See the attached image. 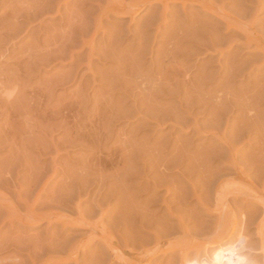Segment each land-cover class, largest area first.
<instances>
[{
  "label": "rangeland",
  "instance_id": "obj_1",
  "mask_svg": "<svg viewBox=\"0 0 264 264\" xmlns=\"http://www.w3.org/2000/svg\"><path fill=\"white\" fill-rule=\"evenodd\" d=\"M105 1L0 0V264H125L104 252L101 226L127 247L126 259L165 243L141 264H180L185 249L191 263L204 255L195 256L194 244L239 239L253 264H264L263 208L227 197L237 213L230 232L213 213L221 194L204 190L234 175L233 161L250 176L261 167L263 53L196 5L170 4L159 33L161 5L143 6L131 20L102 16ZM215 4L253 22L264 42V0ZM154 178L167 189L151 197ZM61 193L63 203H52ZM37 195L36 213L55 210L68 222L81 215L88 226L20 221Z\"/></svg>",
  "mask_w": 264,
  "mask_h": 264
},
{
  "label": "bare ground",
  "instance_id": "obj_2",
  "mask_svg": "<svg viewBox=\"0 0 264 264\" xmlns=\"http://www.w3.org/2000/svg\"><path fill=\"white\" fill-rule=\"evenodd\" d=\"M129 2H127V1H125V0H106L105 2V4H103V6L101 7V6H99L100 7V13L102 14V16H108L109 14H112V15H116V16H121V17H125V16H128V17H130L131 18V20L133 19V16L134 15H137V13L140 11V9L143 7V6H149V7H154L155 5H157V4H159V5H161L162 6V11H161V13H160V16H159V18H161V21L159 22V23H157V24H154V26H153V28L155 27V25H156V32H159L160 33V31H161V23L163 24L164 22H165V11H168L167 9H169V5L170 4H177V3H180L183 7L186 5V4H191V5H196V6H198L202 11H205V12H207L209 15H211L212 17H216V18H218L221 22H223L225 25H226V28H236L237 30H241L242 31V33L243 34H245V37H246V41H247V43L248 44H253L256 48L255 49H258V50H260V52H262L263 53V60H262V62H264V42H263V40L261 39V37L260 36H258L254 31H253V28H252V25H253V22H248V23H246V22H244V21H242L241 20V16H235V15H232L231 13H229V12H226V11H224L223 10V6H218L217 4H215V0H128ZM157 16V15H156ZM160 20V19H159ZM148 21V20H147ZM156 21V20H155ZM153 22V21H152ZM151 23V22H150ZM165 24V23H164ZM151 25H153V24H149V26L148 27H150ZM201 25V24H200ZM200 25H199V28H200ZM206 26V25H205ZM210 26V25H209ZM147 27V28H148ZM151 28V27H150ZM149 28V29H150ZM85 29V28H84ZM140 29V28H139ZM81 30V29H80ZM140 30H142V28L140 29ZM139 30V31H140ZM145 30V29H144ZM81 34V33H80ZM193 35V34H192ZM144 36V35H143ZM154 36H157V34H155ZM117 38V37H116ZM194 38V37H193ZM94 40V39H93ZM112 40H113V38H112ZM86 42V41H85ZM84 42V44H86V45H88L89 46V48L91 47V42H86L85 43ZM114 43H115V41H113ZM112 42V43H113ZM93 43V42H92ZM84 46V45H83ZM93 46V45H92ZM93 49V48H92ZM92 51V50H91ZM89 53V52H88ZM112 53V52H111ZM114 55V54H113ZM170 67V66H169ZM162 71V70H161ZM167 71V70H166ZM264 92V91H263ZM7 93V92H6ZM10 93H12V92H10ZM259 94H261V92L259 93ZM7 95V94H6ZM14 95V94H13ZM10 96V95H9ZM258 98L260 99L259 101H264V93H262V95H258ZM257 99V98H256ZM253 101V100H252ZM249 105H252L251 103L249 104ZM256 106V105H255ZM250 108V107H249ZM252 108H255V107H252ZM257 108V107H256ZM255 108V109H256ZM254 109V110H255ZM257 110V109H256ZM251 111H253V110H251ZM255 113V112H254ZM251 114H253V113H251ZM256 114V113H255ZM259 128V127H258ZM256 130V129H255ZM261 130V128H259L258 129V131H260ZM254 132V131H253ZM263 132H264V130H263ZM9 133V132H8ZM8 133H7V135H8ZM261 134V133H260ZM5 134H3V136H4ZM257 135H258V133H257ZM263 135V134H262ZM13 136V135H12ZM259 137V136H258ZM3 138V137H2ZM5 138V137H4ZM8 138V137H7ZM6 138V139H7ZM50 138V137H49ZM11 139V138H10ZM15 139V138H14ZM3 140V139H2ZM1 140V141H2ZM5 140V139H4ZM264 139H262V142L264 143V141H263ZM11 141H12V139H11ZM6 142H9V141H6ZM16 142V141H15ZM23 142V141H22ZM261 142V141H260ZM261 142V143H262ZM92 143H94V142H92ZM16 144V143H15ZM97 144H98V142H97ZM97 144H95V146L97 145ZM2 145H4L3 143H2ZM2 145H1V147H2ZM50 145V144H49ZM6 146V145H5ZM10 146V145H9ZM12 146V145H11ZM13 146H14V144H13ZM12 146V147H13ZM55 146V145H54ZM95 146H93L94 148V150H96V151H98L96 148L97 147H95ZM98 146V145H97ZM262 146V145H261ZM12 147H9V148H12ZM15 147V146H14ZM105 147V146H104ZM104 147H102V149L104 148ZM42 148V147H41ZM46 148V147H45ZM98 148H100V146L98 147ZM14 149V148H13ZM13 149H11V150H13ZM18 149H20V148H18ZM43 149H44V147H43ZM115 149V148H114ZM124 149V148H123ZM45 150V149H44ZM15 151H16V149H15ZM22 151V150H21ZM20 151V152H21ZM56 151V150H55ZM10 152V151H9ZM125 153V152H124ZM129 153V152H128ZM20 154V153H19ZM96 154V153H95ZM113 154V153H112ZM122 154V153H121ZM263 154V153H262ZM45 155V154H44ZM101 155H103V154H101ZM110 155V154H109ZM108 155V156H109ZM52 156V155H51ZM16 157V156H15ZM14 157V158H15ZM105 157H107L106 155H105ZM123 157V156H122ZM87 158V157H86ZM93 158H94V156H93ZM96 158V157H95ZM98 158V157H97ZM108 158V157H107ZM110 158V157H109ZM120 158V157H119ZM124 158H125V156H124ZM123 158V159H124ZM13 159V158H12ZM129 159V158H128ZM16 160H17V158H16ZM16 160H15V162H16ZM259 160L260 161H257L258 162V164H259V166H261V167H259V169H257L256 171H253L252 172V176H250L249 174H245L242 170H241V168H239L235 163H234V161L233 160H230V161H233L232 163H233V168H234V175H232V176H230V177H228V179H223L222 180V182H220V184L219 185H217L216 187H206L204 190H205V192L208 194V193H210L211 192V190H213L214 189V192L216 191L217 193H220L221 194V196L219 197V198H216V204L214 205L215 207H213V208H215V209H213L214 211H213V213H214V215H215V213H217V217L215 218V220L217 221L216 223H218V226L221 228L222 226H229L230 227V232H233V231H235V228H236V214L235 215H233L232 213L234 212H230L228 209H227V205H226V202H227V199L229 198V196H231V195H233L234 196V198H235V200H237V196H240V197H244V199L245 198H247L248 199V201H249V199L251 200L252 199V205L253 206H255V205H259V206H261L262 208H263V210H264V192H263V189L264 188H262L261 189V191H259V190H257V189H255L256 188V183H261V182H263L262 180H261V178L263 177V175H264V154H263V156L262 157H260L259 158ZM9 161V160H8ZM31 161V160H30ZM103 161V160H102ZM128 161V160H127ZM160 161V160H159ZM18 162V161H17ZM54 162V161H53ZM257 162L256 163H254V165L256 166V164H257ZM260 162V163H259ZM50 163V162H49ZM100 163H101V161H100ZM113 163H115V162H113ZM154 163V162H153ZM157 164H158V162H156ZM168 163V162H167ZM166 163V164H167ZM171 163V162H170ZM37 164V163H36ZM54 164V163H53ZM58 164V163H57ZM99 164V163H98ZM155 164V163H154ZM162 164V163H161ZM163 164H165V163H163ZM181 164H183V163H181ZM257 164V165H258ZM262 164V165H261ZM17 165V164H16ZM117 165V164H116ZM115 165V166H116ZM159 165V164H158ZM173 165V164H172ZM18 166V165H17ZM62 166V165H61ZM152 166V165H151ZM157 166V165H156ZM155 166V167H156ZM164 166V165H163ZM37 167V166H36ZM39 167V166H38ZM52 167V166H51ZM56 167V166H55ZM88 167H90V166H88ZM95 167V166H94ZM158 167V166H157ZM162 167V166H161ZM160 167V168H161ZM176 166H174V168H175ZM182 167V166H181ZM188 167V166H187ZM186 167V168H187ZM241 167V166H240ZM257 167V166H256ZM116 168V167H115ZM178 168V167H177ZM40 169V168H39ZM53 169H54V167H53ZM59 169V168H58ZM84 169V168H83ZM89 169V168H88ZM119 169H121V168H119ZM10 170V169H9ZM33 170H35L34 168H33ZM38 170V169H37ZM41 170H42V168H41ZM62 170V169H61ZM84 170H86V169H84ZM91 170V169H90ZM93 170V169H92ZM95 170V169H94ZM102 170H103V168H102ZM157 170V169H156ZM55 171V170H54ZM97 171V170H96ZM100 171V170H99ZM117 171H121V170H117ZM115 172V173H117L118 174V172ZM160 171V170H159ZM162 171V170H161ZM8 172V171H7ZM39 172V171H38ZM43 172H44V170H43ZM157 172V171H156ZM33 173H35V172H33ZM96 173V172H95ZM113 173V172H112ZM162 173H164V171L162 172ZM36 174V173H35ZM34 174V175H35ZM67 175H68V173H66ZM81 174V173H80ZM83 174V173H82ZM114 174V173H113ZM121 174V173H120ZM164 174H166V173H164ZM8 175V174H7ZM85 175H86V173H85ZM96 175V174H95ZM101 175V174H100ZM158 175V174H157ZM157 175L155 176V178L157 177ZM160 175V174H159ZM32 176V175H31ZM52 176H54V175H52ZM69 176V175H68ZM73 176V175H72ZM81 176V175H80ZM112 176V175H111ZM110 176V177H111ZM116 176V174H114V177ZM148 176V175H147ZM147 176L145 177H143V178H147ZM162 175H160V177H161ZM33 177V176H32ZM44 177V176H43ZM66 177V176H65ZM83 177V176H82ZM81 177V178H82ZM91 177V176H90ZM90 177H88V178H90ZM95 177V176H94ZM96 177H98V176H96ZM117 177V176H116ZM35 178V177H34ZM33 178V179H34ZM36 178H37V176H36ZM46 178V177H45ZM119 178V177H118ZM153 179L152 180V186H148V189L150 190V192H151V197L152 196H154L155 194H156V192H157V190L159 189V188H165V190L167 189V185H165V183L166 182H164V184H163V182H160V181H158L159 179ZM162 178V177H161ZM6 179V178H5ZM51 179V178H50ZM87 179V178H86ZM95 179V178H94ZM142 179V178H141ZM121 180H123L122 178H121ZM36 181V180H35ZM116 181V180H115ZM7 182V181H6ZM50 182V181H49ZM114 182V181H113ZM146 182V184L147 185H149L150 184V182L149 181H145ZM224 182V184H222L221 185V183H223ZM36 184V183H35ZM38 184V183H37ZM113 184V183H112ZM118 184H120V183H118ZM118 184H117V186H118ZM27 185H29L28 183H27ZM32 185V184H31ZM30 185V186H31ZM262 185H264V184H262ZM37 186V185H36ZM73 186V185H72ZM43 187V186H42ZM81 187V186H80ZM109 187V186H108ZM115 187V186H114ZM34 188H35V185H34ZM73 188V187H72ZM71 188V189H72ZM75 188V187H74ZM43 189V188H42ZM41 189V191L43 192V190ZM70 189V190H71ZM81 189V188H80ZM86 189V188H85ZM62 190V189H61ZM36 191V190H35ZM58 191V190H57ZM63 191H65V190H63ZM73 191V190H72ZM115 191H116V189H115ZM168 191V190H167ZM193 191H195V190H193ZM75 194H76V192L75 191H73ZM119 192V191H118ZM169 192V191H168ZM19 193V192H18ZM57 193V192H56ZM59 193V192H58ZM80 193V192H79ZM78 193V194H79ZM121 193H123L122 191H121ZM125 193V192H124ZM216 193V194H217ZM67 194V193H66ZM68 194H70L69 192H68ZM72 194V193H71ZM71 194H70V196H71ZM20 195V194H19ZM32 195H34V194H32ZM59 195H60V193H59ZM120 195V194H119ZM209 195V194H208ZM2 196V195H1ZM0 196V197H1ZM39 195H37L36 197H35V200L34 201H32V202H34L33 204H29L30 206H29V208L27 209L26 207V212H25V214H23V215H20L19 216V218L18 219H20V221H25V222H29V223H31V222H40V221H42V220H46V221H52V220H54V221H56V223L58 222H62V224H66V223H68V225H71V226H73L74 225V227H75V225L77 226V227H79V226H88V224L86 223V221H87V219H86V221H84L83 220V218H81V215H79V219L78 220H76L75 222H73L72 221V219H71V221H63V220H65V219H67L66 217L64 218L63 216V218L60 216L61 214L60 213H58V211H56L55 212V210H54V212L52 211V212H45V210H44V212H42V213H40L39 211H37L38 213H36V211H35V208L38 206V199H39V197H38ZM56 196H57V194H56ZM63 196V194L61 193V197ZM59 197L60 199H56V198H54L55 200L52 202V203H55L56 205H60L61 203H63L62 201L63 200H61V199H64V197H66L65 195H64V197ZM77 198H78V195L76 196ZM228 197V198H227ZM3 198V197H2ZM58 198V197H57ZM71 198H72V196H71ZM70 198V199H71ZM82 198V197H81ZM183 198V197H182ZM1 199V198H0ZM243 199V198H242ZM179 200H180V198H179ZM183 200V199H182ZM253 200H255L254 201V203H253ZM4 201V200H3ZM3 201L1 202V203H3ZM67 200H65V202H66ZM70 201V200H69ZM76 201V200H75ZM234 201V200H233ZM78 202V201H77ZM120 203V202H119ZM237 203V202H236ZM242 204H244V203H242ZM51 205V204H50ZM79 205H80V202H79V204L77 205V209H78V211L80 212V210H79ZM11 206V205H10ZM76 206V205H75ZM241 206V205H240ZM97 207V206H96ZM257 207V206H256ZM76 208V207H75ZM99 208V207H98ZM246 208V207H245ZM81 209V208H80ZM209 209V208H208ZM208 209H205V210H208ZM242 209V208H241ZM25 210V209H24ZM91 210V209H90ZM105 211V210H104ZM24 212V211H23ZM22 212V213H23ZM83 212V211H82ZM92 212V211H91ZM100 212V211H99ZM7 213H9V211L7 212ZM84 213V212H83ZM235 213V212H234ZM242 213V212H241ZM264 213V212H263ZM13 214H14V212H13ZM16 214V213H15ZM60 214V215H59ZM85 214V213H84ZM105 214V213H104ZM117 214V213H116ZM9 215V214H8ZM7 215V216H8ZM12 215V214H11ZM10 215V216H11ZM247 215V217H248V214H246ZM10 216H8L10 219H11V217ZM67 216V215H66ZM83 216V215H82ZM98 216H100V215H98ZM97 216V217H98ZM263 216H264V214H263ZM262 216V217H263ZM119 216H117V218H118ZM243 217V216H242ZM245 217V216H244ZM13 218V217H12ZM249 218V217H248ZM97 219V218H96ZM96 219H95V221H96ZM13 220H15V219H13ZM12 220V221H13ZM102 220H103V218H102ZM120 220V219H119ZM84 221V222H83ZM180 221V219H178V222ZM245 222H246V217H245V219L244 218H242V227L244 226V224H245ZM71 223V224H70ZM96 223V222H95ZM117 223V222H116ZM115 223V224H116ZM102 224V223H101ZM247 224V223H246ZM67 225V224H66ZM104 225V224H103ZM152 225V224H151ZM178 225V227L180 228V229H178L179 231H181V229H185L186 230V228L184 227V225H183V223H181V222H179V224H177ZM62 226H64V225H62ZM95 226V225H94ZM116 226V225H115ZM186 226V225H185ZM67 227V226H66ZM102 228L99 230V226L98 225H96L95 226V229H98L99 230V232L101 233L100 235V240L102 241V243L104 244V246H105V249H104V252L110 257L109 259H110V261L112 260V261H118V262H123V263H125V264H135V263H148V261L151 259V257L156 253V252H158V251H160L161 250V248L165 245V243L163 242V241H160V240H156L157 241V243L154 245V247H153V250L152 249H147L146 248V250H144V251H142L141 253L140 252H138V254L137 255H131V256H129L128 257V259H126L125 258V255H126V253L122 250L124 247H121L120 248V246H119V244L116 242V239H114L113 238V236L111 235V233H109L110 231H108L107 229H108V227H107V229L106 228H104L103 226H101ZM106 227V226H105ZM72 228V227H71ZM93 228V227H92ZM165 228V227H164ZM219 228V229H220ZM224 228V227H223ZM94 229V228H93ZM218 229V228H217ZM222 230V229H221ZM169 231V230H168ZM182 232V231H181ZM89 233V232H88ZM151 235H154V232L153 231H151V233H150ZM232 234V233H231ZM156 235V234H155ZM154 235V236H155ZM224 235H226V234H224ZM92 237V236H91ZM95 237V236H94ZM223 237V236H222ZM221 237V238H222ZM224 238V237H223ZM222 238V239H223ZM240 238V237H239ZM238 238V239H239ZM244 238V237H243ZM95 239H97V237L95 238ZM220 239V238H219ZM237 239V240H238ZM99 240V241H100ZM245 240V239H244ZM217 241H218V239H217ZM235 241V240H234ZM240 241H242V240H238V242H232V243H230V244H225L224 242H219V243H216L215 242V244H213V243H211V244H213V245H210L209 247H207V245L205 246V245H203V246H201V244L199 245V246H201V248L199 247V246H197V244L195 245L194 244V247L195 248H193V249H195V252L197 253L195 256H198V254L200 253V252H202L201 253V256H202V254L204 253V255H203V257H201V259H196L197 261H193V262H191V263H188V262H186V257L188 256L187 255V252H186V249L185 250H183L181 253H179L178 255L180 256V264H253V260H252V258L249 256V253H245L244 251H243V249H245V248H243L245 245H247L246 243L244 244V246L242 245H240L239 244V242ZM246 241V240H245ZM260 241H261V239H260ZM125 242V241H124ZM247 242V241H246ZM264 242V241H263ZM261 243L262 245L260 246V250H261V252H262V254H263V258H264V243ZM169 241H167V244L170 246H172V244L170 243ZM75 244H77V243H75ZM102 244V245H103ZM125 244H126V242H125ZM137 244V243H136ZM166 244V246H168ZM175 244V243H174ZM69 245V244H68ZM67 245V248L69 247ZM87 245V244H86ZM86 245H84V247L86 246ZM139 245H140V243H139ZM59 246V245H58ZM75 246V245H74ZM78 246H79V244H78ZM81 246V245H80ZM79 246V247H80ZM83 246V245H82ZM144 246V245H143ZM165 246V247H166ZM170 246V247H171ZM177 246V245H176ZM180 246H182V245H178L177 247H175V246H172L173 247V250L175 249V248H180ZM186 246V245H185ZM248 246V245H247ZM84 247H80L81 249L82 248H84ZM146 247V246H145ZM175 247V248H174ZM184 246H182V248H183ZM192 247V246H191ZM59 248V247H58ZM63 248V247H62ZM71 248V249H70ZM70 248L68 249V251L69 250H74L72 253H70L69 254V252H67V255H68V257L70 258H72V259H74L75 257H76V255H77V251L76 250H78L77 249V247L75 246L74 248H72V245L70 246ZM125 248H127V247H125ZM164 248V247H163ZM162 248V249H163ZM169 248V247H168ZM167 248V249H168ZM248 248V247H247ZM57 249V248H56ZM86 249V248H85ZM130 249V248H129ZM144 249V248H143ZM166 249V248H165ZM166 249V250H167ZM181 249V248H180ZM192 249V250H193ZM202 251H201V250ZM62 250H64V249H62ZM62 250H60V251H62ZM101 250H102V248H101ZM136 250V249H135ZM134 250V252H136ZM172 250V248H171V252L173 251ZM176 250H178V249H176ZM175 250V251H176ZM182 250V249H181ZM180 250V251H181ZM59 251V250H58ZM66 251H67V249H66ZM81 251H83V249L81 250ZM200 251V252H199ZM55 252H57V251H55ZM54 252V253H55ZM65 252V251H64ZM102 252V251H101ZM174 252V251H173ZM248 252H249V250H248ZM40 253V252H39ZM41 253H42V251H41ZM52 254H53V252H52ZM57 255H58V253H56ZM60 254H61V252H60ZM65 254V253H64ZM83 254V253H82ZM101 254V253H100ZM158 254V253H157ZM246 254H248V255H246ZM66 255V256H67ZM106 255V256H107ZM126 256H128V255H126ZM200 256V255H199ZM51 257V256H50ZM49 257V258H50ZM74 257V258H73ZM48 258V257H47ZM48 258V259H49ZM53 258V257H52ZM13 259V258H12ZM68 259V258H67ZM50 260H52V259H50ZM65 260H66V257H65ZM109 260H107V262H108ZM112 263V262H111Z\"/></svg>",
  "mask_w": 264,
  "mask_h": 264
}]
</instances>
